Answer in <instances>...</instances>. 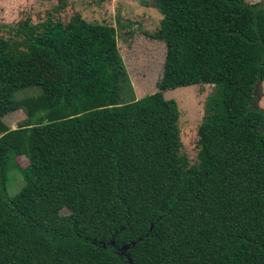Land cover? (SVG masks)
I'll return each mask as SVG.
<instances>
[{"label":"trees","instance_id":"1","mask_svg":"<svg viewBox=\"0 0 264 264\" xmlns=\"http://www.w3.org/2000/svg\"><path fill=\"white\" fill-rule=\"evenodd\" d=\"M153 3L165 69L140 98L114 25L26 20L10 32L19 41L0 22V264H264V3ZM38 54L58 78L20 77ZM193 84L215 90L189 164L164 92ZM27 87L40 92L15 98ZM19 106L26 118L10 128L3 114ZM14 170L24 183L11 196Z\"/></svg>","mask_w":264,"mask_h":264},{"label":"rangeland","instance_id":"2","mask_svg":"<svg viewBox=\"0 0 264 264\" xmlns=\"http://www.w3.org/2000/svg\"><path fill=\"white\" fill-rule=\"evenodd\" d=\"M248 2L264 3V0ZM48 19L51 20L52 27H62L65 30H73L82 21L114 25L118 32L119 49L134 91L132 98H140L157 91L158 82L165 69L167 46L156 37L163 15L155 7L153 0H148L147 4L141 0H0V22L11 26L2 29L7 39L25 40L24 33L18 35L10 32H15V27L24 24L26 20L37 24L47 22ZM58 67L52 59L38 54L28 63L18 64L17 68L21 78L56 79L59 77ZM37 89L39 88H23L14 95L17 99L22 98L37 94ZM214 90L215 87L210 84H193L164 92L166 98L176 100L181 111V153L187 157L189 164L200 161L199 127L205 113L206 100ZM254 106L264 109V80L257 84ZM3 117L10 128H16L26 118V114L23 107L19 106L5 112ZM17 161L22 167L29 163L26 156L18 157ZM14 172H11L8 182V193L11 196L24 183L20 172ZM62 213L68 214L70 209L66 207ZM117 250L128 256L127 247ZM127 260V264H133L129 257Z\"/></svg>","mask_w":264,"mask_h":264},{"label":"crops","instance_id":"3","mask_svg":"<svg viewBox=\"0 0 264 264\" xmlns=\"http://www.w3.org/2000/svg\"><path fill=\"white\" fill-rule=\"evenodd\" d=\"M39 89H37L36 93H39ZM30 95H36V94H30ZM30 95H27V96H30Z\"/></svg>","mask_w":264,"mask_h":264},{"label":"water","instance_id":"4","mask_svg":"<svg viewBox=\"0 0 264 264\" xmlns=\"http://www.w3.org/2000/svg\"><path fill=\"white\" fill-rule=\"evenodd\" d=\"M129 246H131V245H128V246H125V247H127V248H128Z\"/></svg>","mask_w":264,"mask_h":264}]
</instances>
